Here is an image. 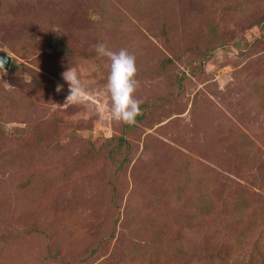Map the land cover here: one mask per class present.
I'll return each mask as SVG.
<instances>
[{
	"label": "rangeland",
	"instance_id": "374dc122",
	"mask_svg": "<svg viewBox=\"0 0 264 264\" xmlns=\"http://www.w3.org/2000/svg\"><path fill=\"white\" fill-rule=\"evenodd\" d=\"M99 42L137 56L134 125ZM0 54V264H264V0H0Z\"/></svg>",
	"mask_w": 264,
	"mask_h": 264
},
{
	"label": "clouds",
	"instance_id": "9594fccd",
	"mask_svg": "<svg viewBox=\"0 0 264 264\" xmlns=\"http://www.w3.org/2000/svg\"><path fill=\"white\" fill-rule=\"evenodd\" d=\"M95 51L98 56L106 57L109 61L104 88L109 97L111 118L126 125H134L137 122L136 117L142 113L141 105L143 104V100L136 95L141 86L137 78L136 54L128 48L113 50L104 42L97 43ZM63 78L69 88L67 102L85 103L87 84L81 75L70 68L63 73ZM62 87L58 85L57 91H60Z\"/></svg>",
	"mask_w": 264,
	"mask_h": 264
},
{
	"label": "trees",
	"instance_id": "16d2710c",
	"mask_svg": "<svg viewBox=\"0 0 264 264\" xmlns=\"http://www.w3.org/2000/svg\"><path fill=\"white\" fill-rule=\"evenodd\" d=\"M26 41H27V39H26ZM50 47H52V44H50ZM143 118V114H140V115H138L137 117H136V120H140V119H142ZM118 141H120L121 143L122 142H124L125 140L123 139V137H119L118 138ZM107 145H112V143H107ZM130 156L129 155H127L123 160H121L120 161V168L121 167H123V165H125L128 161H129V158ZM188 165V171H187V173H190L191 172V164H187ZM190 166V167H189ZM198 179H200V178H197V180ZM193 180H195V179H193ZM183 182L184 183H187V184H189L190 183V180L188 179V178H186L185 180H183V177L181 176V172H179V173H177V178H174L173 179V181L171 182V187H173V192H172V195H173V193L175 192V191H179V189H177L175 186L176 185H178V187L179 188H181V186H180V184L182 183V185H183ZM177 183V184H176ZM196 183V182H195ZM204 208V207H203ZM201 209H202V207H201ZM200 209V210H201ZM206 212H204V213H207L208 211L207 210H205ZM117 212V211H116ZM168 227V226H167ZM183 251H186L185 250V248H184V246H183ZM167 264H168V262H166Z\"/></svg>",
	"mask_w": 264,
	"mask_h": 264
},
{
	"label": "water",
	"instance_id": "95a60500",
	"mask_svg": "<svg viewBox=\"0 0 264 264\" xmlns=\"http://www.w3.org/2000/svg\"><path fill=\"white\" fill-rule=\"evenodd\" d=\"M11 63V56L10 55H1L0 54V65L5 69H8Z\"/></svg>",
	"mask_w": 264,
	"mask_h": 264
}]
</instances>
